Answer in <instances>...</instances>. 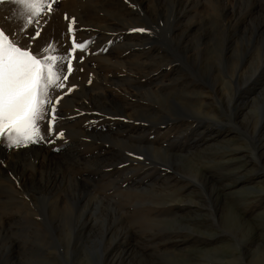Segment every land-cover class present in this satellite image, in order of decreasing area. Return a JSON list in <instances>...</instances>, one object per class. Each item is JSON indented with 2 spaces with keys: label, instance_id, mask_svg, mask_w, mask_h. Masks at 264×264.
<instances>
[{
  "label": "rangeland",
  "instance_id": "374dc122",
  "mask_svg": "<svg viewBox=\"0 0 264 264\" xmlns=\"http://www.w3.org/2000/svg\"><path fill=\"white\" fill-rule=\"evenodd\" d=\"M47 2L0 0V26L95 41L51 142L0 138V264H264V0Z\"/></svg>",
  "mask_w": 264,
  "mask_h": 264
},
{
  "label": "snow or ice",
  "instance_id": "6c2138e0",
  "mask_svg": "<svg viewBox=\"0 0 264 264\" xmlns=\"http://www.w3.org/2000/svg\"><path fill=\"white\" fill-rule=\"evenodd\" d=\"M14 2L20 6L21 14L29 24L33 23V17L40 16L45 9L52 11L47 0ZM65 19L70 20L68 31L73 34L66 55H44L53 49L52 45L45 47L42 52H35L14 40L7 29L0 26V138L6 140L9 148L51 142L42 127L46 117L50 116L47 123L49 135L52 134L53 126L58 123L57 105L63 98L53 97L52 90L65 88L64 81L73 72V60L82 59L75 55L76 52L87 49L94 42H78L73 27L76 24L75 18L66 15ZM32 31L34 35L29 39L35 40L41 36V31ZM131 31L144 32L145 29ZM70 91L71 88L68 89ZM63 135L62 131L58 133L60 137Z\"/></svg>",
  "mask_w": 264,
  "mask_h": 264
},
{
  "label": "bare ground",
  "instance_id": "6f19581e",
  "mask_svg": "<svg viewBox=\"0 0 264 264\" xmlns=\"http://www.w3.org/2000/svg\"><path fill=\"white\" fill-rule=\"evenodd\" d=\"M99 28V27H98ZM102 28V27H101ZM84 30V29H83ZM94 41H95V39H94ZM261 124H263L264 123V113H262L261 114V122H260ZM108 127V126H107ZM104 128V127H103ZM102 128V129H103ZM93 130V129H92ZM99 131V130H98ZM108 131V130H107ZM90 132V131H89ZM104 133V132H103ZM108 133V132H107ZM109 135V134H108ZM111 137V136H110ZM117 137V136H116ZM66 148V147H65ZM151 148V147H150ZM146 149V148H145Z\"/></svg>",
  "mask_w": 264,
  "mask_h": 264
}]
</instances>
